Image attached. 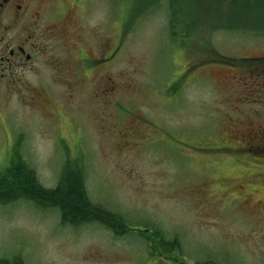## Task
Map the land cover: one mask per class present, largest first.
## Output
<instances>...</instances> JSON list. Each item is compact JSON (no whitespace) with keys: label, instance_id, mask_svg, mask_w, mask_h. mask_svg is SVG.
I'll list each match as a JSON object with an SVG mask.
<instances>
[{"label":"rangeland","instance_id":"374dc122","mask_svg":"<svg viewBox=\"0 0 264 264\" xmlns=\"http://www.w3.org/2000/svg\"><path fill=\"white\" fill-rule=\"evenodd\" d=\"M152 1L117 0L115 22L100 2L91 39L65 40L69 58L50 42L0 95V169L19 151L54 189L66 161L84 165L89 198L123 218L122 235L104 217L63 226L56 210L19 201L0 205V258L264 264V150L241 140L250 122L264 126V0H174V30L166 0L154 11ZM79 41L115 51L108 67L84 78ZM146 229L181 249L154 250L137 233Z\"/></svg>","mask_w":264,"mask_h":264},{"label":"flooded vegetation","instance_id":"af4514ba","mask_svg":"<svg viewBox=\"0 0 264 264\" xmlns=\"http://www.w3.org/2000/svg\"><path fill=\"white\" fill-rule=\"evenodd\" d=\"M156 1H152L153 11L158 8ZM100 2L105 4L111 2L109 16H112V21L115 22V3L117 0H0V95L5 84L11 86L20 81L18 77L20 70L25 71V68L34 63L37 58L49 53L50 42L64 45V41L72 36L74 38L70 41L91 39L89 37H92L96 30L90 21L95 15L97 4ZM147 15L150 16V13ZM126 34L127 31L122 28L118 38L124 39ZM111 37L113 39L114 34ZM65 46L66 44L61 48L59 56H67L63 49ZM85 46L87 45H83L79 41L76 51L77 54H80L81 51L86 53L81 61L88 62L92 70L89 73L87 70L80 73L84 78H89L95 69L110 64L115 51L110 53L109 48L106 56L94 52L90 53ZM59 62L61 61L59 60ZM245 85L252 88L250 95H254L255 83ZM112 90L111 88L110 91ZM252 101L255 103V100ZM251 106L252 104L243 110L241 120L247 116L246 111L255 115V110H253L255 107L251 108ZM245 127L246 130L242 134L245 137L241 138L245 146L242 149L252 151V153L255 152V149L264 150V126L256 128L254 120ZM137 233L145 240H151L149 243L151 248L159 250L158 231L150 232L149 229H146L139 230Z\"/></svg>","mask_w":264,"mask_h":264},{"label":"trees","instance_id":"16d2710c","mask_svg":"<svg viewBox=\"0 0 264 264\" xmlns=\"http://www.w3.org/2000/svg\"><path fill=\"white\" fill-rule=\"evenodd\" d=\"M171 8L170 25L175 28L178 2L166 0ZM19 151L9 165L0 169V205H8L19 201H26L39 210H56L59 213L63 226L80 227L98 222L101 217L109 219L107 228L111 231L116 228L115 234L121 227L125 228L123 218L111 213L101 205L94 204L86 189V171L84 165L65 163L57 186L54 189L44 187L38 181L35 170L23 159ZM126 233V231L124 232ZM161 236L158 245L163 253L180 248V242L175 239L166 241ZM0 264H25L21 257L13 259L0 258ZM197 264H220L213 261L198 262Z\"/></svg>","mask_w":264,"mask_h":264}]
</instances>
